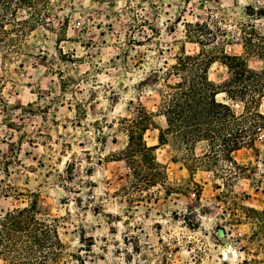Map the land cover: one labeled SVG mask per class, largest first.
<instances>
[{
	"label": "rangeland",
	"instance_id": "1",
	"mask_svg": "<svg viewBox=\"0 0 264 264\" xmlns=\"http://www.w3.org/2000/svg\"><path fill=\"white\" fill-rule=\"evenodd\" d=\"M17 18L26 34L0 25V264H41L51 249L46 264H264V132L235 154L252 177L219 189L230 165L200 163L205 142L161 144L158 109L180 56L201 52L212 80L228 77L224 55L264 35V0H35ZM125 119L155 146L159 165L139 175L122 155ZM25 208L18 221L42 223L6 228ZM44 223L43 251L29 232Z\"/></svg>",
	"mask_w": 264,
	"mask_h": 264
},
{
	"label": "trees",
	"instance_id": "2",
	"mask_svg": "<svg viewBox=\"0 0 264 264\" xmlns=\"http://www.w3.org/2000/svg\"><path fill=\"white\" fill-rule=\"evenodd\" d=\"M34 3L35 0H0V25L15 21L21 26L16 30L26 34L25 24L29 21L18 19L17 14L21 8L26 9ZM247 35L242 42L243 55H224L223 64L228 69V77L222 82L210 78L209 70L214 61L200 52L180 56L177 63L165 71V89L160 93L159 114L166 119V128L160 129V143H167L168 137L172 136L180 148L189 152L194 150L199 142H205L206 149L200 155L202 157H199L200 163L210 164L223 160L230 165V173L224 178L223 185L218 184L219 189L222 186L232 187L237 178L252 177V164L239 162L235 154L244 148H254L264 132V112L261 110L264 99V35L256 31ZM251 58L262 63L260 69L256 70L250 66ZM171 76L174 81H171ZM236 105L240 107L236 108ZM125 121L129 124L131 134L129 144L122 155L134 174L139 175L140 169L149 168L147 163L159 165L153 153L155 146L147 145L143 132L136 136L135 126L138 121ZM157 178L156 174L148 176L144 187L154 185ZM29 210L25 208L7 212L2 219L6 228H12L13 225L14 229L20 232L29 219L41 224L35 216L18 221L25 218L26 216H23ZM43 225L49 230L38 234L41 238L35 230L29 232L36 239L33 243L41 248L49 243L47 232L52 231L51 226L45 223ZM54 232L60 243L57 230ZM42 250L44 251V248ZM58 256L56 250L51 249L44 255L41 264H46L48 259L56 261ZM24 264L37 263L29 261Z\"/></svg>",
	"mask_w": 264,
	"mask_h": 264
}]
</instances>
